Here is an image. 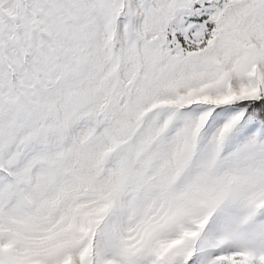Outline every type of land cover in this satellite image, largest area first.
Here are the masks:
<instances>
[{"label": "snow or ice", "instance_id": "snow-or-ice-1", "mask_svg": "<svg viewBox=\"0 0 264 264\" xmlns=\"http://www.w3.org/2000/svg\"><path fill=\"white\" fill-rule=\"evenodd\" d=\"M0 264H264V0H0Z\"/></svg>", "mask_w": 264, "mask_h": 264}]
</instances>
